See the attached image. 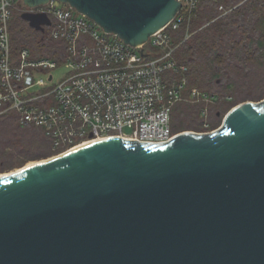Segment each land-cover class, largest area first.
I'll return each mask as SVG.
<instances>
[{"label": "water", "instance_id": "1", "mask_svg": "<svg viewBox=\"0 0 264 264\" xmlns=\"http://www.w3.org/2000/svg\"><path fill=\"white\" fill-rule=\"evenodd\" d=\"M57 1L131 47L181 6ZM20 18L41 33L50 24ZM0 264H264V100L235 106L212 132L111 138L0 175Z\"/></svg>", "mask_w": 264, "mask_h": 264}, {"label": "built area", "instance_id": "2", "mask_svg": "<svg viewBox=\"0 0 264 264\" xmlns=\"http://www.w3.org/2000/svg\"><path fill=\"white\" fill-rule=\"evenodd\" d=\"M201 1L180 0L170 22L143 45L131 47L57 0L33 9L21 0H0V116L12 114L21 127L42 130L56 155L91 140L166 143L177 135L171 114L183 102L203 105L200 115L207 130V107L218 98L189 87L186 66L174 59L177 33ZM13 11L48 17L44 29L64 44L68 77L53 84L58 62L34 58L27 49L12 53ZM188 37L186 30L184 40Z\"/></svg>", "mask_w": 264, "mask_h": 264}, {"label": "trees", "instance_id": "3", "mask_svg": "<svg viewBox=\"0 0 264 264\" xmlns=\"http://www.w3.org/2000/svg\"><path fill=\"white\" fill-rule=\"evenodd\" d=\"M17 18L9 28L13 54L27 49L34 58L64 60L62 42L52 40L48 30L38 33L21 26L22 21ZM186 30L189 37L184 40ZM177 43V60L187 68L189 87L218 99L229 98L228 103L242 99V93L248 90H264V0H202L190 21L177 33ZM211 106L207 108L206 130L200 115L202 104H177L171 114L172 132L209 131L218 116L210 114ZM52 155L42 130L21 127L13 116H0L1 171Z\"/></svg>", "mask_w": 264, "mask_h": 264}, {"label": "rangeland", "instance_id": "4", "mask_svg": "<svg viewBox=\"0 0 264 264\" xmlns=\"http://www.w3.org/2000/svg\"><path fill=\"white\" fill-rule=\"evenodd\" d=\"M20 11H13L12 13V17H11V20L9 22V28L11 27L12 23L15 22L16 20H18L17 16H19L20 18ZM21 20V18H20ZM22 23H21V26L25 25L26 27L29 28V30L31 31H34L33 29H31L29 26H28V23L21 20ZM27 34H32L30 33L28 30H26ZM38 32V31H36ZM38 33H41V32H38ZM177 51L175 52L174 54V59L176 60V62L179 63V61L177 60ZM52 74L54 75V81H53V84L56 83L57 81H62L64 80L66 77H68L69 73H68V69H66L64 67V64L62 63V61L58 62V67L52 71ZM36 78H47L44 74H38L36 76ZM52 84V83H51ZM199 91L203 92V90H200L198 89ZM242 99L238 100V101H235V100H232L230 101L231 103H228L226 101V99L224 97H220L218 100L219 102L216 103V104H213L211 106V111H210V114L214 117V114H218V116L216 118L213 119V125L214 127L211 128L208 132H212L214 130H216L217 128H219L223 122V119L225 117V115L232 109L234 108L235 106L241 104V103H244V102H253V103H258V102H261L264 100V90H255V89H251L248 90L246 93L243 92L242 93ZM207 108H210L209 106ZM209 111V110H208ZM13 115L12 114H7L5 115V117L7 118H10L12 117ZM127 132V131H125ZM184 132H192V133H204L203 132H196V131H192V130H187V131H183V132H180V133H184ZM207 133V132H206ZM176 134H179V133H176ZM54 156H57L56 154L52 155V156H49L47 158H44V159H40V160H35V161H29V162H26L24 165H17V166H14L13 168L9 169V170H3L1 171L0 170V175H3V174H7V173H11V172H14L16 170H19L20 168L28 165V164H31V163H34V162H38V161H42V160H45V159H48V158H51V157H54Z\"/></svg>", "mask_w": 264, "mask_h": 264}, {"label": "bare ground", "instance_id": "5", "mask_svg": "<svg viewBox=\"0 0 264 264\" xmlns=\"http://www.w3.org/2000/svg\"><path fill=\"white\" fill-rule=\"evenodd\" d=\"M100 141H103V140H91V141H89V142H85L84 144H82V145H79L78 147H75L74 149H72V150H76V149H78V148H82V147H85V146H88V145H90V144H94V143H96V142H100ZM71 150V151H72ZM32 164V163H31ZM28 165H30V164H28Z\"/></svg>", "mask_w": 264, "mask_h": 264}]
</instances>
